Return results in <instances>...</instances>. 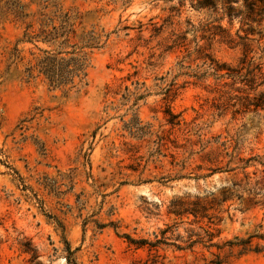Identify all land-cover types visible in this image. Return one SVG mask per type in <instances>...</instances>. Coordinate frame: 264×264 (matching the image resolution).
Listing matches in <instances>:
<instances>
[{
    "label": "rangeland",
    "instance_id": "rangeland-1",
    "mask_svg": "<svg viewBox=\"0 0 264 264\" xmlns=\"http://www.w3.org/2000/svg\"><path fill=\"white\" fill-rule=\"evenodd\" d=\"M6 1L0 264H27L28 240L41 264H68L64 238L79 264H264L258 10L246 0H20L29 12L77 10L80 30L109 35L90 54L88 84L67 91L24 79L11 56L25 24L2 10ZM249 238L241 253L235 244Z\"/></svg>",
    "mask_w": 264,
    "mask_h": 264
},
{
    "label": "trees",
    "instance_id": "trees-1",
    "mask_svg": "<svg viewBox=\"0 0 264 264\" xmlns=\"http://www.w3.org/2000/svg\"><path fill=\"white\" fill-rule=\"evenodd\" d=\"M210 0H198L197 6H207ZM248 7L253 13L256 9L260 15V21L264 20V0H246ZM2 10L12 15L13 19L25 24L22 38L17 43H32L38 50L29 51V57L21 55V51L15 46L12 52V60L15 63L22 62L24 65L23 74L26 81L43 78L50 86L64 88L67 91L78 89L88 84V73L90 66V54L94 49L100 48L108 39V34L103 40V34L97 32L95 28L86 29L79 27L83 23V15L79 11L56 6L52 12L48 11H27V5L22 4L20 0H8L2 6ZM239 12L233 9V14ZM256 20L255 18H253ZM263 94V93H262ZM261 104H255V108ZM168 123L175 126L180 123L177 119L178 115L173 114L170 110L166 111ZM143 135V134H142ZM91 148V145L90 147ZM88 154H86L87 156ZM17 173V171H15ZM19 177L17 183L22 190H31L29 186L24 184L22 177ZM72 176H70L71 178ZM51 188L54 190L53 186ZM57 189V187L55 188ZM79 197V196H78ZM31 198L40 200L33 194ZM77 202L80 199L77 198ZM198 207V203H197ZM194 213L198 211L195 208ZM57 221V225L64 231V226ZM88 218L84 220V224L88 222ZM99 229L105 228L107 225H113L93 220ZM126 239L131 244L142 246L145 240H137L125 234ZM250 238L240 240L235 245L242 246L241 253L249 250L247 246ZM65 251L67 252L66 261L68 264H79L77 262L75 252L72 250L70 243L64 238ZM23 251L30 254L27 264H41L38 260L40 257L38 249L34 247L30 240L23 243ZM216 264H221L217 262Z\"/></svg>",
    "mask_w": 264,
    "mask_h": 264
}]
</instances>
